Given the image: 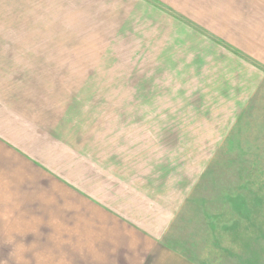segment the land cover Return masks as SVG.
Listing matches in <instances>:
<instances>
[{"label": "rangeland", "instance_id": "obj_1", "mask_svg": "<svg viewBox=\"0 0 264 264\" xmlns=\"http://www.w3.org/2000/svg\"><path fill=\"white\" fill-rule=\"evenodd\" d=\"M85 1H32L0 49V264H264L253 0H174L220 53Z\"/></svg>", "mask_w": 264, "mask_h": 264}, {"label": "crops", "instance_id": "obj_2", "mask_svg": "<svg viewBox=\"0 0 264 264\" xmlns=\"http://www.w3.org/2000/svg\"><path fill=\"white\" fill-rule=\"evenodd\" d=\"M32 1L34 0H0V49L5 47H14L18 44L6 43L16 41V32L21 30L34 31L32 23H16V15L23 13L28 15V10H33ZM38 6H42L44 0H36ZM89 1V0H88ZM140 2L138 5L142 7L143 13L141 15L142 21L144 19L145 10H155L163 14L166 21H163L171 26L177 27L179 33L184 29L187 35L192 34V40L199 38L202 42H208L214 49L213 51L219 52L222 48L220 39L214 37L209 31L203 28L197 21L193 19V13L180 9V6L174 0H133ZM90 2V1H89ZM126 0H94L93 8H95V15L99 13L96 11L100 9V16L109 15L112 17H120L123 20V25H127L136 13L128 6ZM130 2V1H128ZM7 3V4H6ZM85 3V4H84ZM156 4V5H154ZM64 5V3H63ZM80 5V3L78 4ZM77 5V6H78ZM82 8L86 6V1L82 0ZM80 6V7H81ZM87 6H91V3ZM62 7V6H61ZM24 10V12H23ZM26 10V11H25ZM39 10V9H38ZM152 11L154 15H158ZM40 15V10H39ZM253 46H252V62H253V95L258 96L264 94V0H253ZM28 17V16H25ZM96 17V16H95ZM162 18V17H161ZM29 20V18H28ZM144 22V21H143ZM176 24V25H175ZM24 27V28H23ZM219 40V41H218ZM198 42V40H197ZM221 48V49H220ZM229 48V47H228ZM224 50V49H223ZM227 52V51H226ZM3 119H0V127H3ZM0 134H2L0 132ZM162 256L167 255V261L159 260L157 264H187L179 256L172 254L166 250H158ZM153 253L146 260L145 264H156L157 259L152 257Z\"/></svg>", "mask_w": 264, "mask_h": 264}]
</instances>
